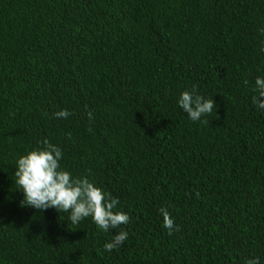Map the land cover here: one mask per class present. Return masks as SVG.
<instances>
[{"label": "trees", "instance_id": "16d2710c", "mask_svg": "<svg viewBox=\"0 0 264 264\" xmlns=\"http://www.w3.org/2000/svg\"><path fill=\"white\" fill-rule=\"evenodd\" d=\"M260 29L264 0H0V264H264ZM192 85L206 124L176 105ZM45 139L127 225L21 205L15 161Z\"/></svg>", "mask_w": 264, "mask_h": 264}, {"label": "clouds", "instance_id": "9594fccd", "mask_svg": "<svg viewBox=\"0 0 264 264\" xmlns=\"http://www.w3.org/2000/svg\"><path fill=\"white\" fill-rule=\"evenodd\" d=\"M264 34V29H260ZM264 44V42H262ZM264 54V47L260 48ZM244 85L249 86L245 80ZM250 91L252 93L250 102L252 106L264 112V76L254 78ZM177 107L186 113L192 122L207 123L202 118L213 112L215 105L211 98L205 99L198 94L196 85L190 90L180 92L176 99ZM69 112L66 109L53 114L54 118H67ZM91 119V113L88 114ZM43 147L33 149L19 156L15 161L13 176L17 191L22 194L21 205L30 207L39 212L53 209L57 213H68V222L72 225L90 218L91 222L101 232L117 229L127 225L129 215L121 210H116L118 199L102 188L96 186L87 177H75L68 171L60 169L62 158L61 150L50 144L46 139L42 142ZM162 227L168 235H172L179 228L166 208L159 209ZM128 233L120 228L109 242L104 243L105 252L115 250L127 239ZM244 264H259L257 257L246 259Z\"/></svg>", "mask_w": 264, "mask_h": 264}]
</instances>
